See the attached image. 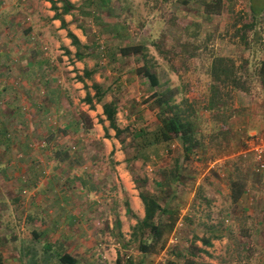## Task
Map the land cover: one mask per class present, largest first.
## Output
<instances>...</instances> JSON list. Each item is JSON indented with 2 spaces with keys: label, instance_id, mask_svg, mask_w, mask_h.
<instances>
[{
  "label": "rangeland",
  "instance_id": "rangeland-1",
  "mask_svg": "<svg viewBox=\"0 0 264 264\" xmlns=\"http://www.w3.org/2000/svg\"><path fill=\"white\" fill-rule=\"evenodd\" d=\"M13 1L1 0L0 18L6 19L19 13L18 10H8L14 6ZM174 1L162 4L154 0H109L108 3L104 0H88L90 3L86 7L95 11L85 18L102 28L85 51L93 47L97 63L103 57L108 65V47L113 46L111 49L116 53L119 52L120 44H126L120 39H113L116 44L110 41L108 35L111 29L105 27V21H114L115 25L120 26V35L124 36L121 33H124L125 28L130 29L128 33L132 43L129 44L144 45L147 65L156 74L159 84L152 88L145 76L138 75L139 99H128L126 103L114 99L117 104L116 123L122 129L115 135L108 121L95 114L96 103L90 107L83 100L87 91L94 93L91 83L95 72L99 71L93 70L92 78H86L83 73L88 69L86 59L83 60V68L74 66L71 70H59L61 83L55 78L54 81L61 87L65 84L71 86L73 80L79 81L78 76L85 77L84 82L79 81L78 88H66L64 104L69 101L68 109L72 107L75 114L81 111L87 113L82 109L87 104L92 116L87 113L91 118L85 121L83 130L79 125L78 131L72 127L71 131L78 134L69 137V140L61 142L64 135L58 140L54 137L55 149H60V144L68 145L70 151L60 152L58 158L72 161L75 164L73 168H52L55 159L50 148L53 146L45 147L50 137L42 138L44 146L41 147L40 143L39 148L43 150L40 152L43 160H39L42 166L36 181L43 183V202L46 205H52V202L61 205L60 210L54 211L66 210L63 208L66 200L62 197L69 198L71 211L82 206H94L95 209L96 206L99 209L103 206L110 210L105 218L108 225L124 214L123 223L127 229L116 236L119 242L115 247L116 259L119 264H184L186 258L192 260L193 264H264V172L256 169L250 151L253 136L248 132L250 128L246 121L241 120L242 115H246L245 106L249 107L247 102L250 103L246 97L253 98V94L256 100H261L264 115L263 99L260 98L262 92L260 96L256 94L258 87L261 88L258 68L260 62L264 61V10L259 16L253 17L250 0H223L222 11L207 16L202 14L203 0H190L186 4L180 0ZM244 23L251 24V27L242 32L239 29ZM95 29H98L97 24ZM242 36L247 39L242 41ZM60 48L65 49V46L61 45ZM67 56L64 62L71 61L70 55ZM214 56L231 59L237 76L254 89L248 94L234 88L228 96V87L222 88L221 109L211 111L206 107L212 85L210 64ZM5 59L0 58V63ZM92 67L101 66L94 63ZM49 68L52 73L57 72L56 65L53 69L51 66ZM17 69L12 68L11 75L21 81ZM79 71H82L81 74ZM98 74L103 73H96V76ZM10 79L0 74V82L4 80L3 84L11 92L15 89L9 85ZM111 86V80L106 76L102 87L106 89V94L115 98L117 91ZM167 87L177 90L174 97L176 102L180 103L182 98L187 100L189 113L196 121V137L200 143L188 156L181 150L177 137L169 141L156 139L159 128L157 110L149 98L153 92ZM239 94L245 97V106H239ZM64 104L61 110L55 111L59 116L64 113ZM48 119V122L53 120L55 127L62 125L58 119ZM259 135L264 138L262 133ZM87 161L110 162L112 170L115 162H122L128 172V179L133 182L138 193L140 190L148 191L157 198L161 207L175 210L176 224L170 234H164V242L162 239L146 254L140 252L138 241L132 238L131 231L136 220L144 216V211L140 216L135 207H130L124 194L118 195L117 188L110 189L109 198L99 202L88 196L83 197L85 200L77 196L81 192L76 187L77 173L82 170L77 166ZM54 169L58 171L52 178ZM101 171L99 168L98 172ZM83 176L78 184L84 183L85 188L89 180L85 178L86 174ZM174 182L184 184L187 191H180L178 187L174 190ZM232 184L241 189L236 200L232 199ZM24 186L32 189L34 181ZM166 218L167 215L159 213L156 221ZM145 236H142L143 239ZM203 239H207L209 244L203 243ZM190 251L195 254H190Z\"/></svg>",
  "mask_w": 264,
  "mask_h": 264
},
{
  "label": "crops",
  "instance_id": "crops-1",
  "mask_svg": "<svg viewBox=\"0 0 264 264\" xmlns=\"http://www.w3.org/2000/svg\"><path fill=\"white\" fill-rule=\"evenodd\" d=\"M12 3L14 6L8 10L13 9V12L18 10V15L6 19L0 18L2 33L0 58H6L0 63V74L12 78L9 85L15 89L10 92L7 85L3 84L5 81L0 82V264H56L58 257L63 254L76 258L79 264H115V247L119 245L116 236H119L120 231L127 229L126 224L123 223L125 215H119L118 220L113 219L108 225L105 218L110 210L103 206L102 209L98 206L96 209L94 206L88 208L82 206L71 211L69 198L63 197L62 199L66 200L64 211H54L61 209L58 203L52 202V205H46L43 202V183L36 181L42 166L39 160H43V154L40 153L43 150L39 145L44 142L43 137H50L49 144L47 143L45 147L53 146L50 148L51 152H54L53 159H55L52 168L75 167L72 161L58 158L60 152L70 151L68 145L60 144V149H55L53 142L63 135L65 138L61 139V142L77 135L78 132L74 133V131H78V125L83 130L79 114L72 112V107L68 109L69 101L64 104V100L66 88H78L79 81L84 82L85 77L81 76L79 81L70 80L73 87L66 84L61 87L54 81L55 78L61 83L60 69L71 70L74 66L83 68L85 66L83 60L86 59L91 78L93 70L99 71H94V81L102 84L107 76L111 80V88L117 91L115 98L105 93L103 100L108 102L118 99L119 102L126 103L128 99H139L138 75L141 74H138L136 69L143 65L142 58L137 54L124 56L119 52L115 53L111 49L113 46L110 45L107 53L109 60L106 65L103 57L101 62L97 63L93 47L85 51L102 28L96 23L98 29H95L96 24L85 18L95 11L86 7L90 3L88 0H56V9L52 8L48 0H14ZM66 3L72 6L68 8V12L63 13L62 9ZM59 17L63 18L65 26H61ZM105 24V27L111 29L108 36L113 44H116L113 39L126 42L120 44L118 50L122 46L131 45L129 44L132 43L131 35L128 33L130 29L125 28L124 33H121L124 34L123 36L120 35V26L115 25L114 21L109 23L105 21ZM67 31L77 37L84 51L77 50L76 46L71 44ZM61 45L65 46V49L60 48ZM76 51L79 55H83L82 58L75 56ZM55 54L57 57H54ZM67 54L70 55L73 64L71 61L64 62L68 59ZM61 59L63 62L59 63ZM94 63L101 67H92ZM55 65L57 72L52 73L49 66L53 69ZM12 68L20 69L17 70L21 81L11 75ZM81 72L79 71L80 74ZM96 73L103 74L96 76ZM118 89L122 92L120 93ZM93 94L92 92L91 95ZM238 97L240 99L238 102L241 103L239 106H245V97L241 94ZM247 99L250 101L247 102L249 107L245 106L246 115L243 114L241 120L246 121L247 127L250 128L249 134L262 133L264 136L261 100H256L254 96L253 98L247 96ZM92 103H96L95 114L105 119L101 103L95 100ZM63 104L64 113L59 116L55 111L61 110ZM87 104L82 109L92 116V110L88 109L89 104ZM47 119H58V123L62 125L55 127L53 120L48 122ZM72 127H74L73 132ZM3 135H7L8 138L5 137L3 140ZM29 146L39 148L40 151L30 149ZM180 147L183 150L181 139ZM57 150L59 153L55 154ZM44 151L47 153L46 150ZM113 167L112 170L111 163L107 161H87L83 165H78L77 168L82 170L77 173L76 187L81 191L77 196L83 200H85L84 196H88L99 202L109 198L110 189L117 188L118 195L124 194L130 202V207H135L134 209L139 211L141 216L144 211L142 201L133 182L127 177L128 172L124 169V164L115 162ZM99 168L101 172H98ZM57 171L55 169L52 171V178ZM83 174H86L85 178L89 180L85 188L84 183L80 186L78 184L79 180L84 178ZM32 181H34L33 188L27 189L24 185ZM249 183L252 184L251 181ZM173 185H175L174 190H177V187L180 191L186 189L185 185L179 182H174ZM83 192L86 193L82 194ZM194 195L195 191L192 193V196ZM109 218L110 216L107 220Z\"/></svg>",
  "mask_w": 264,
  "mask_h": 264
},
{
  "label": "trees",
  "instance_id": "trees-1",
  "mask_svg": "<svg viewBox=\"0 0 264 264\" xmlns=\"http://www.w3.org/2000/svg\"><path fill=\"white\" fill-rule=\"evenodd\" d=\"M51 3L52 8L56 9V0H48ZM106 3L109 0H104ZM156 2H161L162 4H169L174 0H154ZM183 3H187L190 0H180ZM175 2V1H174ZM203 5L202 14H218L222 11L224 5L223 0H203L201 2ZM72 6L70 3H66V6L63 7V13L69 11V7ZM168 6V5H167ZM250 11L253 17L259 16L264 10V0H250L249 1ZM84 10V9H82ZM60 18V17H59ZM61 19V26H65V21ZM251 24L244 23L239 29L240 31H245V28H250ZM67 36L71 39V44L76 46L77 50L80 48L81 43L77 37L67 31ZM242 41H245L247 38L242 36ZM69 52V51H67ZM119 53L121 55H130L137 54L143 59V65L137 67V73L145 76L150 86L155 88L158 86V78L155 73H153L149 66L147 65V54L144 45H125L120 47ZM75 56L82 58L83 55H79L78 51L75 52ZM233 61L227 57L223 56H214L210 64V76L212 79V85L210 88V95L208 98L207 109L209 110H219L221 109L222 103L220 102L221 90L224 87H228V96H230V91L236 88L237 90H243L248 94L253 91L254 87H250L248 84H244L243 80L237 76L236 70L234 69ZM259 74V84L261 88L258 87L257 96L263 99L264 107V61L260 62V67L258 68ZM84 76L91 78V72L87 69L84 70ZM82 77L80 76V79ZM91 87L94 90V94L91 95L89 91L86 92L83 100L92 106L93 100L97 103H101L102 114L105 117V120L108 121L110 128L115 130V135H118L122 130L116 123V113H117V104L114 100L103 101V97L106 93V89L102 87V84H99L95 81L91 83ZM177 94L175 87H167L159 92H153L149 100L156 108V117L159 122V128L156 133V139L162 141H169L173 138H179L182 142L183 151L186 156H188L200 143L199 139L196 137V121L192 119L191 114L189 113V103L186 99H181L180 103L176 102L174 97ZM255 96V94H253ZM223 102V101H222ZM264 116V115H263ZM79 119L84 126L85 121L90 120V117L83 111L79 113ZM101 121V119H100ZM84 128V127H83ZM106 129V127H104ZM7 135H3V140ZM2 140V143H3ZM59 151L55 152L58 154ZM232 199L236 200L240 193L241 189L237 187L236 184H232ZM139 197L142 201L144 208V216L138 218L136 223L132 226L131 236L133 239L138 241V249L141 253L146 254V252L154 249L157 244L163 239L164 234L168 235L174 229L176 224L177 216L176 212L173 209L167 207H161L157 201V198L148 191L140 190ZM159 213L167 215V218L164 221H156V216ZM143 239V235H145ZM130 236V237H131ZM203 243L209 244L207 239H203ZM162 246V244H161ZM195 254L190 251V254ZM56 264H79L78 260L72 257L69 254H63L57 259ZM115 264H119L118 259H116ZM184 264H193L192 260L186 258ZM243 264H251L245 262Z\"/></svg>",
  "mask_w": 264,
  "mask_h": 264
},
{
  "label": "built area",
  "instance_id": "built-area-1",
  "mask_svg": "<svg viewBox=\"0 0 264 264\" xmlns=\"http://www.w3.org/2000/svg\"><path fill=\"white\" fill-rule=\"evenodd\" d=\"M252 136L253 139L250 142V151L254 163L256 164V169L260 172H264V138L259 134H253ZM42 146H44V143H41V147Z\"/></svg>",
  "mask_w": 264,
  "mask_h": 264
}]
</instances>
